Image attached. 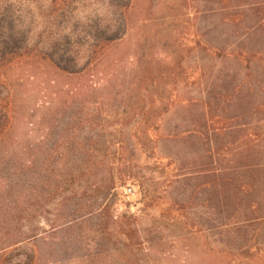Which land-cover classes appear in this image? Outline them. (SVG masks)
<instances>
[{
	"label": "rangeland",
	"instance_id": "obj_1",
	"mask_svg": "<svg viewBox=\"0 0 264 264\" xmlns=\"http://www.w3.org/2000/svg\"><path fill=\"white\" fill-rule=\"evenodd\" d=\"M252 1L0 0L1 264H264L220 253L235 146L264 155Z\"/></svg>",
	"mask_w": 264,
	"mask_h": 264
},
{
	"label": "trees",
	"instance_id": "obj_2",
	"mask_svg": "<svg viewBox=\"0 0 264 264\" xmlns=\"http://www.w3.org/2000/svg\"><path fill=\"white\" fill-rule=\"evenodd\" d=\"M249 6L250 11H252L250 14L252 25L249 29V36H255L260 42H263L264 0H254L249 3ZM234 54L240 56L239 58H242V60L243 56H246L247 58H244V60L248 62H251L250 60L264 62L263 47L244 51L234 50ZM3 116L7 122V111L5 113L3 112ZM257 135L258 134L254 133V136ZM243 144L235 146V159L233 165L229 168L230 176L227 202L229 205V226L231 227L230 233L232 235L233 245L232 247L228 246V249L220 250L221 254L229 255L235 262H250L254 258L264 259V249L261 245L257 244L258 239L256 238L259 225L264 223V155L263 151L260 149V144H254L252 141H246V143ZM28 162L31 168L37 164L35 159L29 160ZM19 170L21 171V169H18L19 178L3 177L7 189L5 191H9V195H7L6 198L9 200L11 198L18 200L19 198L17 197L19 195L12 193L13 189L16 188L22 180L23 173ZM221 170L222 169H220V171ZM223 187L222 179H220L217 194H224ZM13 200L10 201L11 204L15 202ZM13 209L14 211L17 210L16 208H12L11 210L13 211ZM26 238L27 237L24 239ZM10 242L12 241L8 243ZM5 245L6 243L3 247H0V257Z\"/></svg>",
	"mask_w": 264,
	"mask_h": 264
},
{
	"label": "built area",
	"instance_id": "obj_3",
	"mask_svg": "<svg viewBox=\"0 0 264 264\" xmlns=\"http://www.w3.org/2000/svg\"><path fill=\"white\" fill-rule=\"evenodd\" d=\"M131 189L130 188H127V192L130 193Z\"/></svg>",
	"mask_w": 264,
	"mask_h": 264
}]
</instances>
